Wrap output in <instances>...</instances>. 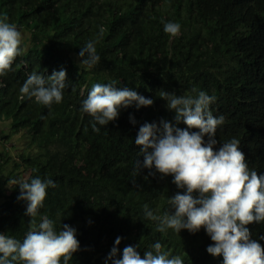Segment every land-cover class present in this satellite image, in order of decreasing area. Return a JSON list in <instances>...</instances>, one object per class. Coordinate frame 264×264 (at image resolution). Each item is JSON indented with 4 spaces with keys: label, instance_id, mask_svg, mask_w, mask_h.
Wrapping results in <instances>:
<instances>
[{
    "label": "trees",
    "instance_id": "trees-1",
    "mask_svg": "<svg viewBox=\"0 0 264 264\" xmlns=\"http://www.w3.org/2000/svg\"><path fill=\"white\" fill-rule=\"evenodd\" d=\"M4 16L29 33V46L20 45L21 54L0 76V121L24 132L34 148L14 163L28 174L24 181L39 177L56 186L46 189L36 216L26 215L28 202L17 199L19 183L10 186L15 174L6 177L13 157L0 151V233L23 242L46 217L57 232L63 224L79 227V249L68 264H113L125 246H138L143 258L145 251L155 252L156 242L184 264H223L222 255L207 252L214 242L203 227L160 232L159 221L145 216L144 205L159 217L174 214L169 198L186 189L155 168V175L137 169L143 153L135 138L145 122L187 128L177 124L174 110L160 98L163 92L204 91L215 97L213 115L225 118L216 139H239L249 170L264 175V0H0ZM168 22L180 24L177 36L164 31ZM90 40L100 61L89 68L78 54ZM61 69L67 75L60 103L45 106L20 93L31 73ZM113 82L154 103L121 106L115 121L99 125L82 102L94 84ZM246 227L264 246V222ZM117 237L119 252L107 259Z\"/></svg>",
    "mask_w": 264,
    "mask_h": 264
},
{
    "label": "clouds",
    "instance_id": "clouds-1",
    "mask_svg": "<svg viewBox=\"0 0 264 264\" xmlns=\"http://www.w3.org/2000/svg\"><path fill=\"white\" fill-rule=\"evenodd\" d=\"M180 27L179 23L168 22L164 31L177 36ZM21 40V32L8 22L7 16L0 18V76L10 70L14 59L21 54ZM95 43L90 40L81 48L78 54L83 58L81 65L90 68L99 63ZM66 75L64 69L53 70L47 76L33 72L23 83L20 93L34 97L37 103L45 106L60 103ZM160 98L167 101L169 110H174L177 124L183 122L187 128L176 127L164 120L159 126L148 122L141 125L135 144L142 146L143 162L137 160L136 167L149 169V175H155L151 171L153 168L162 176L172 175V183L186 191H177L169 198V204L175 208L174 214L168 212L159 217L144 205L145 216L159 221L157 230L160 232L172 228L177 232L187 229L195 233L203 227L214 242L207 247V252L213 256L222 255L223 264H264V246L251 238L246 227L253 222H264V175L249 170L239 139L232 138L225 143L216 139L217 128L224 124L225 118L214 116L210 110L214 96L204 91H199L196 96L165 91ZM133 102L137 108L154 103L132 88H118L114 82L97 83L82 102V110L104 126L119 117L121 106L128 107ZM130 120L136 123L133 117ZM96 123L92 128L99 132ZM192 128L199 131L190 132L188 129ZM18 186L20 195L17 199L28 202L25 214L34 217L43 205L46 189L56 185L51 179L37 177L30 183L20 181ZM75 233L76 229L67 224L62 225L61 231H55L53 221L46 217L38 229L27 233L23 242L0 233V264L21 261L24 264H61V257L63 264H68L72 254L79 249ZM121 239L116 238L107 259L116 257L119 252L116 246ZM137 247L125 246L122 258L113 259V264H184L180 256L169 258L168 252H162L159 242L153 245L155 252L145 251L143 258Z\"/></svg>",
    "mask_w": 264,
    "mask_h": 264
},
{
    "label": "rangeland",
    "instance_id": "rangeland-1",
    "mask_svg": "<svg viewBox=\"0 0 264 264\" xmlns=\"http://www.w3.org/2000/svg\"><path fill=\"white\" fill-rule=\"evenodd\" d=\"M22 34L21 45L29 46V33L25 30H18ZM30 149V150H29ZM29 150V154L33 153L34 148L30 147L29 139L24 132H12L9 122L0 121V151L2 153H9L13 157V162L7 168L6 177L9 179V175L14 173L15 176L13 179L11 178L10 186L13 187L21 180L24 181L28 174L21 170H16L14 163L17 161L20 163V155L23 152H27ZM7 190H10V187L7 186ZM78 231V226H72Z\"/></svg>",
    "mask_w": 264,
    "mask_h": 264
}]
</instances>
